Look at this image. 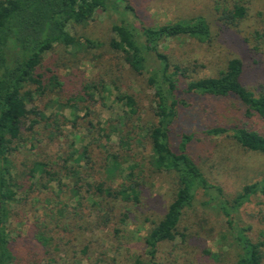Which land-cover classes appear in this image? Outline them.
Segmentation results:
<instances>
[{
    "label": "trees",
    "instance_id": "obj_1",
    "mask_svg": "<svg viewBox=\"0 0 264 264\" xmlns=\"http://www.w3.org/2000/svg\"><path fill=\"white\" fill-rule=\"evenodd\" d=\"M254 1L210 0L218 29L238 28L247 18ZM110 2L114 6L115 3L124 4L131 17L119 13L109 27L112 33L109 47L119 55L125 67L112 73L123 87L127 88L125 75H129L150 92L149 97L130 91L117 97L126 107L120 118L122 130L117 135L125 147L126 160L131 162L127 166L128 172L118 171L116 175L115 170L120 165L110 161L109 157L105 167L108 180L86 182L83 173L93 165L91 153L87 147H82L79 152L73 149L61 172L74 180L67 199L69 202L77 200V207L70 208L65 199L60 201L59 210L45 220L34 213L31 233L36 243L29 237L24 241L21 238L23 246L45 264H58L60 252L65 251L59 247L66 244L62 243L65 236L56 233L57 238L53 235L47 237L44 232L49 234L50 230L52 234L60 230L77 241L83 236L77 234L111 229L113 243L120 247L129 210L116 213L117 205L140 204V187L145 180L164 176L171 184V200L163 217L153 223L143 238L142 253L138 255L126 250L127 264H160L157 261L160 245L174 242L177 236L197 253L210 256L206 242L189 235L187 228L181 226L186 212L198 202L199 194L204 197L200 206L215 210L234 230V240L239 248L235 264H263L264 241L250 239L246 235L250 228L234 229L233 215L253 197L264 196V180L245 185L232 199H228L220 186L207 179L193 155L192 146L202 139L226 135L242 149L264 156V91L254 93L246 86L244 63L238 57L229 58L216 76L191 78L187 69L173 62L162 46L171 40L209 45L215 33L213 21L201 14H192L153 25L148 11L130 0H0V264H17L13 253L16 242L10 238L7 227L13 214L12 207L19 201L17 195L25 186L15 175L11 158L19 149L24 132L40 142L38 137L44 130L59 132L61 123H67L61 115L65 108L76 109L78 103H86L88 99L93 101V90L100 95L108 91L103 82L85 84L84 94L80 97L67 98L63 103L57 101L54 107L46 105V109L56 108V112L45 117L39 109H28V102L35 95H57L63 90L64 82L60 81L54 69H48L49 77H46L40 68L46 55L57 46L74 54L93 48L94 42H82L71 35L69 27L88 26L94 21L95 14L106 10ZM255 35L259 36L258 33ZM204 96L235 99L243 109L239 122L213 125L200 133H183L174 146L171 143L174 124L180 114L192 106V99ZM145 102H148V107H145ZM85 110L90 115V107H85ZM149 114L152 118H148ZM252 119L260 122L261 128L256 129L249 123ZM26 121H29L27 127ZM101 131L106 132L105 129ZM74 155H78L76 163L67 165L68 158ZM79 162H83V166ZM61 172L55 169L54 164L35 161L27 176L35 178L39 173L47 182H59ZM85 193L94 216L92 222H86L85 216L79 213ZM91 244L88 241L77 248L75 259L66 253L64 255L74 260L73 264H98V259H90Z\"/></svg>",
    "mask_w": 264,
    "mask_h": 264
},
{
    "label": "rangeland",
    "instance_id": "obj_2",
    "mask_svg": "<svg viewBox=\"0 0 264 264\" xmlns=\"http://www.w3.org/2000/svg\"><path fill=\"white\" fill-rule=\"evenodd\" d=\"M130 1L148 11L153 25L168 22L176 16L192 14H201L212 20V30L215 33L211 44L201 45L188 40H171L163 44V50L173 62L185 67L188 75L193 79L216 76L224 69L229 58L238 57L244 63L246 86L254 93L264 91V0H255L247 18L238 28L229 30L218 29L210 0ZM119 13L130 17L124 9V4L115 3L114 6L110 2L106 10L95 14L94 21L88 26H70L71 35L81 39L82 42L92 41L95 46L87 49L88 52L82 51L76 54L57 46L46 55L40 68L46 77H49L48 69H54L58 72L60 81L64 82L63 90L57 95L49 94L45 97L35 95L33 100L28 102V109H39L45 117L56 112V108L46 109V105L50 104L49 106L54 107L57 106V101L63 103L67 98L80 97L84 94L85 84L103 82L108 86V91L100 95L93 90V101L88 99L86 103H78L76 109L65 108L61 115L67 123L61 121L59 132L44 130L41 137H38L41 139L40 142H36L29 133L24 132L19 149L12 154L15 175L25 185L22 192L17 195L20 202L13 205V214L7 227L10 238L16 242L13 253L17 264H45L23 246L21 238L23 241L26 237L33 239L31 229L34 213H37L41 220H45L48 215L59 210L60 201L69 197V188L74 180L72 177H65L61 168L73 149L79 152L82 147H87L91 153L93 165L83 173L86 182L108 180L105 167L109 157L110 161L114 160L120 165L115 170L116 175L118 171L124 174L128 172L127 166L131 162L126 160L125 147L117 135L122 130L120 118L124 115L126 107L117 97L124 95L125 91L149 97L150 92L129 75H125L127 88L123 87L112 73L124 67L118 58L119 55L109 47L112 38L109 27ZM256 33L259 36H256ZM191 105L180 114L174 124L171 134V143L174 146L183 133H200L205 128L217 124L234 125L239 122L243 114L242 106L233 98L204 96L192 99ZM87 106L90 107V115L85 110ZM145 107H148V102H145ZM150 116L151 114L148 118ZM249 123L256 129L261 128V123L256 119H252ZM28 124L29 121H26V127ZM101 129H105L106 132ZM192 150L207 179L220 186L228 199H232L245 185L264 180V156L242 149L230 136L202 139L192 146ZM77 158L78 155L68 158L67 165L76 163ZM35 161L54 164L55 169L61 172L60 181L47 182L39 173L35 178H29L27 176L29 169ZM79 163L82 166L84 164ZM170 185L169 180L164 176L148 178L140 187V204L129 203L126 207L122 204L117 205L116 213L129 210L120 247L113 243L111 229L77 234L83 235L77 241H73L69 235L62 234L60 230L52 234L50 230H48L49 234L44 232L47 237L49 235L56 237V233L65 236L62 243L66 244L59 246L65 251L60 252L61 260L58 264H73L74 260L71 258L75 259L77 248H81L88 241L92 242L89 249L91 261L98 259V264H127L126 250L141 254L143 238L148 234L153 223H157L163 217L172 197ZM202 200L204 197L199 194L198 202L186 212L181 226L187 228L186 233L189 235L199 237L206 242V251L210 256L197 253L192 246H188L181 237L177 236L174 242L160 245L157 254V261L160 264L236 263L239 248L234 240V230L229 228L225 218L215 210L202 208L199 204ZM66 201L70 208L77 207V200ZM82 204L79 213L85 216L86 222H92L94 216L86 193ZM263 217L264 196L258 195L233 215L234 229L250 228L246 233L250 239L264 241ZM32 241L35 242L34 239ZM64 253L71 258L65 257Z\"/></svg>",
    "mask_w": 264,
    "mask_h": 264
}]
</instances>
